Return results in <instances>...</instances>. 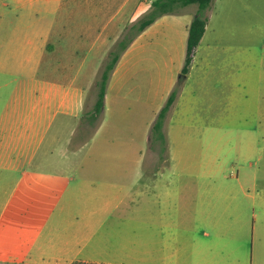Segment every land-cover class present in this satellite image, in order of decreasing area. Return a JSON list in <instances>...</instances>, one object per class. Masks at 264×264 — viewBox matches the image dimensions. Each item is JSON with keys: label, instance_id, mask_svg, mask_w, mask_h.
Segmentation results:
<instances>
[{"label": "rangeland", "instance_id": "374dc122", "mask_svg": "<svg viewBox=\"0 0 264 264\" xmlns=\"http://www.w3.org/2000/svg\"><path fill=\"white\" fill-rule=\"evenodd\" d=\"M151 1L0 0V121L10 111L9 105L14 106L13 99L30 88L29 72L66 82L72 80L63 76L77 74L80 83L87 84L96 69L95 84L85 91L79 117L96 126L102 124L97 138L87 139L88 144L93 141L90 150L96 153V167L106 162L112 168L132 171L125 177L129 199H151L147 194L154 177L134 173L162 167L168 155L167 168L208 171L210 175L201 181L227 190L234 187V192L245 198L240 185L249 193L264 187V0L213 1L207 33L195 50L188 79L184 84L182 78L179 81L183 86L178 106L174 108L175 102L164 125L165 150L160 151L151 133L152 119L157 118L167 98L159 106L153 97L169 78L174 76L178 82L182 76L176 66L185 63V41L174 43L169 50L164 43L145 49L139 60L142 76L129 81L120 94L122 100L117 91L108 90L101 115L95 118L88 110L93 98L97 99L98 81L109 53L121 39H135V25L151 10ZM45 38L47 55L40 47ZM61 121L73 124L74 120L56 112L44 138L50 139ZM70 130L59 135L55 151L69 148ZM108 132L112 138L104 139ZM45 145L46 140L37 150ZM104 152L112 154L110 160L103 159ZM158 152L160 159L155 155ZM75 171L68 169L66 175L74 176ZM7 189L0 190V200L7 199ZM251 200L246 198L249 207L238 224L230 214L233 202H225L230 208L220 230L225 247L252 250L260 215L255 218ZM201 230L214 233L211 225Z\"/></svg>", "mask_w": 264, "mask_h": 264}, {"label": "crops", "instance_id": "0c3cea01", "mask_svg": "<svg viewBox=\"0 0 264 264\" xmlns=\"http://www.w3.org/2000/svg\"><path fill=\"white\" fill-rule=\"evenodd\" d=\"M193 6L159 17L135 37L111 74L105 105L108 90L120 95L130 80L142 76L139 60L145 49L160 43L167 50L176 42L187 45L188 27L197 11ZM41 42L47 55V38ZM184 64L180 61L176 71H182ZM189 74H182L178 82L169 78L153 97L157 105ZM29 77L30 88L13 99L14 106L9 105L0 121V190L8 187L9 192L0 200V264H264V187L249 193L240 185L245 197L240 198L234 187L227 190L201 181L210 175L208 171L167 168L168 155L162 167L134 173L154 177L152 194H147L151 199H129L125 177L132 171L106 162L96 167V153L90 150L93 141L88 144L87 139H96L102 124L79 117L85 91L95 84L96 69L87 84H81L77 74L63 76L72 82L39 78L38 71L29 72ZM229 95L234 96L232 89ZM95 102L93 98L89 111ZM58 111L73 124L61 121L47 140L44 134ZM68 128L69 148L55 151L59 135ZM111 138L110 132L105 133L104 139ZM45 140L43 150H37ZM155 155L160 159L159 152ZM102 156L106 161L112 154ZM68 169H76L74 176L66 175ZM246 198H252L255 218L260 215L252 250L225 247L220 233L224 213L230 209L225 202H233L230 214L238 224L249 207ZM208 225L213 234L200 231Z\"/></svg>", "mask_w": 264, "mask_h": 264}, {"label": "trees", "instance_id": "16d2710c", "mask_svg": "<svg viewBox=\"0 0 264 264\" xmlns=\"http://www.w3.org/2000/svg\"><path fill=\"white\" fill-rule=\"evenodd\" d=\"M214 0H152L151 10L139 20V23L135 25L137 34L142 33L147 27L153 24L159 17L165 14H175L180 12L181 8L195 4L197 5V11L194 15L192 22L188 27V37L186 45V57L185 64L182 69L183 74H187L192 64L193 56L196 48L201 43V40L205 34L206 26L210 20L209 11ZM133 39H121L118 43L116 50H112L109 53V59L105 63L101 77L98 81V94L94 105L93 117L97 118L101 115L104 105L105 96L107 92V85L113 70L115 69L119 59L125 50L132 43ZM182 84L178 83L170 92L165 104L159 111L157 118L152 127V140L156 142V145L160 147V151L166 149V138L164 134V125L166 119L178 99L181 91Z\"/></svg>", "mask_w": 264, "mask_h": 264}]
</instances>
